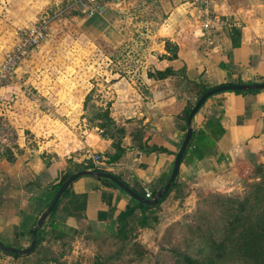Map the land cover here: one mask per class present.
Listing matches in <instances>:
<instances>
[{
    "label": "crops",
    "instance_id": "obj_1",
    "mask_svg": "<svg viewBox=\"0 0 264 264\" xmlns=\"http://www.w3.org/2000/svg\"><path fill=\"white\" fill-rule=\"evenodd\" d=\"M134 2L136 0H106L104 11L99 15L107 12V6L110 10L122 12ZM198 4V0H170L164 7L169 15L155 33L162 37L159 53L168 54L165 42L169 40L178 45L176 58L170 60L154 56L148 68H128L123 73L107 72L111 81L97 89L103 93L96 104L107 108L109 116L125 130L121 142L124 152L119 159L109 160L110 154L116 150L114 138L97 124L88 122L89 126L85 125L82 135L71 127L63 133L62 122L56 120L42 128L38 123L26 127L39 139L42 150L37 157L28 160L27 168L35 179L28 177L42 185L44 198L52 193L54 184L71 164H86L87 158L92 156L93 159L95 152L102 156L96 166L119 176L131 187L148 188L154 193L171 174L176 153L186 134L183 111L187 105L196 102L201 85L211 87L232 81L236 83L238 79L242 82L264 80V0H213L215 11L226 20V24L211 36L204 34ZM70 5L81 14L88 15L80 4L73 1ZM69 7H62L54 13L62 15ZM5 8L17 21L7 22L2 16L4 10L0 13V44H4L6 53L15 43L18 31L15 27L25 24L19 27L22 29L33 25L35 22H27L36 13L29 16L24 9ZM118 20L106 18L102 34L109 41L114 42L115 38L118 40L124 36L121 30H117ZM233 27L239 28L240 33L233 34ZM93 30L88 26V30H84L85 36L92 37ZM54 33L30 52L31 57L18 67L13 79L0 88V103L8 101L4 100L5 97L13 99L14 92H22V79L24 82L34 80L32 71L27 74L32 57L56 53L55 45L60 42L61 35ZM232 37L240 42L238 46H233ZM168 67L173 69V73L163 77L157 75V71ZM20 95L15 104L20 102ZM98 108L96 106V110ZM4 114L0 111V115ZM7 119L10 124H20ZM100 121L98 119L96 123ZM216 123L219 127L215 126ZM192 124L195 150L183 157L176 186L160 204L164 208L180 203L181 199L185 206L195 205L202 191L239 195L249 182L259 178L258 167L264 174V89L245 93L226 90L214 94L194 115ZM72 190L87 195L85 218L68 217L66 223L72 227L85 226L89 231L98 230L99 235L115 232L117 215L133 202L124 190L91 175L76 179ZM103 193L109 195V201ZM100 212H103L101 218ZM57 218L65 220L61 215Z\"/></svg>",
    "mask_w": 264,
    "mask_h": 264
},
{
    "label": "rangeland",
    "instance_id": "obj_2",
    "mask_svg": "<svg viewBox=\"0 0 264 264\" xmlns=\"http://www.w3.org/2000/svg\"><path fill=\"white\" fill-rule=\"evenodd\" d=\"M73 1L0 0V13L4 10L3 18L12 23L17 21L13 15L8 14L9 10H6L5 6L20 11L24 9L26 15L36 13L27 22L33 24L42 15H53L54 11L69 7ZM169 1L136 0L129 4L126 11L110 10L107 6L108 10L103 15L98 13L93 16L81 14L77 8L70 5L73 8H67L52 22L48 38L52 37L54 32L61 35L60 42L55 45L56 53L32 57L27 74L32 71L34 80L24 82L22 79L21 89L24 94L21 90L14 92L13 99L5 97L4 100L8 101L5 104L0 103V111L5 113L2 117L20 123L18 126L13 122V125L11 124L17 141L14 150L8 151L0 158V239L3 242H18L22 247L29 246L31 242L27 234L28 229L45 205L44 200H41L44 188L32 181L35 178L27 168L28 160L37 157L42 150L39 139L26 127L38 123L42 128L48 122L56 120L62 122L63 133L67 132V127H71L82 135L85 125L89 126L88 122L96 125L99 119L96 113L100 108L104 109L96 104V101L100 102L102 99L103 93L97 89L111 81V75L107 72L123 73L128 68H148L154 56L169 58L166 56L168 54L159 53V40L162 37L155 35L169 15L164 8ZM119 13L121 17H118ZM106 18H119L117 30L124 33L123 37L121 35V38H115L112 42L103 36L102 28ZM90 21L92 22L87 24ZM24 25L18 24L15 28L19 30V27ZM88 26L94 29L90 38L84 33ZM4 54V44H0V59ZM30 57L31 55H28L22 63ZM20 93V102L15 104ZM96 106L99 107L97 110ZM86 161H93L92 156ZM28 175L32 180H29ZM223 194L219 191H202L195 205L185 206L183 199L170 207L164 208V205H160L153 212V226L140 227L137 230L133 240L137 244L136 254L131 252L132 248L129 246L121 258L107 264H175L174 251H186L198 257L215 254L208 241V228L212 225L215 227L213 229L218 228L221 209L219 200ZM60 214L59 212L57 216ZM21 231L26 232V235H20ZM54 233L56 231L51 232L47 226L43 245L27 256L15 257L1 251L0 264H36L39 258L51 255H57L68 263L92 264L97 255L107 256L113 253L118 244L113 238H103L98 230H86L85 226L83 233H68L58 240L53 237ZM213 235L220 236V230L213 231ZM227 246V252L217 264H256L255 258H245L232 245Z\"/></svg>",
    "mask_w": 264,
    "mask_h": 264
},
{
    "label": "trees",
    "instance_id": "obj_3",
    "mask_svg": "<svg viewBox=\"0 0 264 264\" xmlns=\"http://www.w3.org/2000/svg\"><path fill=\"white\" fill-rule=\"evenodd\" d=\"M233 34L240 33V29L237 27H233ZM232 34V35H233ZM233 46H238L240 44L239 41L233 39ZM165 48L168 52L166 55L169 58H176L178 56V45L169 40L165 42ZM169 73H173V69L171 67L166 68L163 71H157V75L163 77ZM242 82L241 79H238L236 83ZM235 83V82H228ZM212 87V86H211ZM210 87L206 85H201L199 96L203 94ZM258 90H234L235 92L245 93V92H257ZM198 96V98H199ZM197 98V99H198ZM209 99V98H208ZM193 104L190 103L187 105L183 111V119L187 120V116L192 108ZM101 112V113H100ZM99 115L100 122L97 125L100 128H103L105 132L114 138L113 146L115 147V152L110 154L109 160L115 161L120 158L122 152H124V148L121 145L122 137L124 136L125 130L124 128L118 126L116 122L109 116V110L107 108H100L96 113V116ZM112 126V127H111ZM215 126L219 127V124L216 123ZM222 130V128H221ZM217 136V135H216ZM186 149V152L183 157L187 156V154H193L195 150V145H192V139ZM156 150H165L163 148L154 147ZM86 168H95L104 170L101 167L96 166L93 161L86 164H71L67 171L64 172L59 181L54 184L52 188V193L47 194L41 200H44L45 205L39 210L36 218L32 222L31 227L28 229L27 234L29 235V240L31 242L32 232L37 223V219L42 213V211L50 204L53 199L56 191L63 183V181L72 173ZM259 173V178L252 180L248 183L243 193L239 195H230L224 193L221 195V199L219 200L220 204V212H219V221L218 228H215L213 225L208 228V241L213 247V252L215 254H210L207 256L198 257V255H192L186 251H174V259L175 264H217V261L224 257L227 252V244L236 248L239 252L244 255L245 258L248 256L255 258L257 261L254 262L256 264H264V175H261L262 169L258 167L256 170ZM117 176V175H116ZM178 176V175H177ZM120 178L119 176H117ZM108 182H110L114 187L123 190L120 188L115 182L110 179L102 178ZM177 178V177H176ZM121 179V178H120ZM125 182V181H124ZM127 183V182H125ZM128 184V183H127ZM176 186V179L173 182L172 186L169 188L167 193L156 205H148L139 202L138 200L131 197V203H128L126 208L119 212L116 217L115 223V232L113 233H105L103 234V238H113L114 242H118L116 250L107 255H97L92 264H107L113 263L115 259H119L122 257L123 253L128 251V247L130 246L132 249L131 252L136 254L135 247L137 246L134 243V238L136 237L137 230L141 227H151L153 226V212L156 210L162 201L166 199L168 194L174 189ZM43 188V187H42ZM141 195L145 196V190L142 188H137L135 186L132 187ZM158 189H155L153 192L156 193ZM44 192V191H43ZM183 192V191H182ZM153 193V194H154ZM222 193V192H220ZM108 196V197H107ZM180 196H183L181 194ZM103 197L110 200L109 195L103 193ZM182 198V197H181ZM87 195L86 193H76L72 190V184L65 190L61 198L59 199L55 208L50 212L46 221L42 224L40 229L37 232L36 239L37 244L33 251L38 250L40 246L43 245L46 239V227L49 226L51 232H55L53 237L58 240L62 238L64 235L71 233L72 235L79 234L83 231V227H72L69 226L66 221L68 217H74L77 220H81L85 218V210H86V202ZM61 209V211H60ZM65 218L58 219L57 214ZM103 212L99 213L100 218L102 217ZM216 232L217 229L220 230V236L213 235V231ZM212 233V234H211ZM211 234V235H210ZM20 235L25 236L26 232L21 231ZM9 242V241H8ZM0 243L6 244L0 239ZM15 247L22 248V246L18 242H10L9 244ZM215 250V251H214ZM4 251L0 249V252ZM6 252V251H4ZM138 252V251H137ZM15 257L27 256L19 255L14 253L6 252ZM50 262H55L58 264H82L80 262H70L62 261L61 258L57 255H51L41 257L37 260L36 264H48Z\"/></svg>",
    "mask_w": 264,
    "mask_h": 264
},
{
    "label": "built area",
    "instance_id": "obj_4",
    "mask_svg": "<svg viewBox=\"0 0 264 264\" xmlns=\"http://www.w3.org/2000/svg\"><path fill=\"white\" fill-rule=\"evenodd\" d=\"M74 2L80 4L85 9V13L90 16L104 11L103 0H74ZM198 2L204 34L211 36L226 24V20L215 11L213 0H198ZM57 15L58 13L42 15L33 25L16 32L12 49L0 59V88L13 79L18 67L30 52L46 40L51 24ZM16 142V133L10 122L0 115V158L4 157L8 151L14 150ZM101 160V154L95 152L93 162L99 164ZM145 197H153L152 191L148 188L145 189Z\"/></svg>",
    "mask_w": 264,
    "mask_h": 264
},
{
    "label": "water",
    "instance_id": "obj_5",
    "mask_svg": "<svg viewBox=\"0 0 264 264\" xmlns=\"http://www.w3.org/2000/svg\"><path fill=\"white\" fill-rule=\"evenodd\" d=\"M258 89H264V80L259 82H238V83H223L218 84L215 86L210 87L208 90H206L203 94L199 96V98L196 100V102L193 104L186 120L187 128H186V134L183 139V142L178 149L174 163L173 168L171 171V174L166 181V183L156 191L153 197L147 198L140 193H138L136 190H134L130 185L125 183L122 179L118 178L115 174H113L110 171L101 170V169H95V168H86L78 170L71 175H69L63 183L60 185L58 190L56 191L53 199L51 200L50 204L42 211L40 216L37 219V223L33 229L32 232V238L31 243L27 247H15L11 245H6L3 243H0V249L4 250L9 253L19 254V255H26L31 253L37 244L36 235L42 224L46 221L48 218L50 212L55 208L57 205L59 199L65 192V190L79 177L85 176V175H91L96 177H102L107 178L115 182L120 188H122L125 192H127L131 197L138 200L141 203L148 204V205H156L161 198L164 197V195L167 193L169 188L172 186L173 182L175 181L179 168L183 159V156L186 152V149L191 141L194 127L192 124V120L194 115L198 112V110L202 107V105L207 101V99L214 94H217L219 92H223L226 90H258Z\"/></svg>",
    "mask_w": 264,
    "mask_h": 264
}]
</instances>
